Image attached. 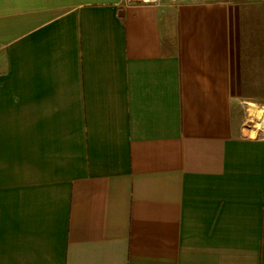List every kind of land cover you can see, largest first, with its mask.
<instances>
[{"label": "crops", "instance_id": "obj_1", "mask_svg": "<svg viewBox=\"0 0 264 264\" xmlns=\"http://www.w3.org/2000/svg\"><path fill=\"white\" fill-rule=\"evenodd\" d=\"M258 114L264 0H0V264H264Z\"/></svg>", "mask_w": 264, "mask_h": 264}, {"label": "rangeland", "instance_id": "obj_2", "mask_svg": "<svg viewBox=\"0 0 264 264\" xmlns=\"http://www.w3.org/2000/svg\"><path fill=\"white\" fill-rule=\"evenodd\" d=\"M252 113H254L253 111H252ZM254 115H257V114H254ZM258 115H260L261 116V114H258ZM254 119H256L254 122H251L250 124L252 125H250L251 126V128H254L255 129V123L257 122V124H260V128L259 129H261L260 131H262V129L264 128V120H261V119H264L263 118V115L260 117V120H257V118H256V116H254Z\"/></svg>", "mask_w": 264, "mask_h": 264}, {"label": "built area", "instance_id": "obj_3", "mask_svg": "<svg viewBox=\"0 0 264 264\" xmlns=\"http://www.w3.org/2000/svg\"><path fill=\"white\" fill-rule=\"evenodd\" d=\"M135 3H142V4H154L157 3L159 0H130ZM190 1H203V0H190Z\"/></svg>", "mask_w": 264, "mask_h": 264}]
</instances>
